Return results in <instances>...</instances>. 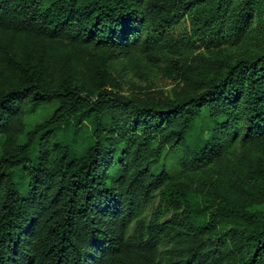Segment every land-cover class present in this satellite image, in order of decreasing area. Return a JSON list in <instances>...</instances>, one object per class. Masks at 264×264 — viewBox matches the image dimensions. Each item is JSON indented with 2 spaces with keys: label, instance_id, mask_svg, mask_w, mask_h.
I'll use <instances>...</instances> for the list:
<instances>
[{
  "label": "trees",
  "instance_id": "obj_1",
  "mask_svg": "<svg viewBox=\"0 0 264 264\" xmlns=\"http://www.w3.org/2000/svg\"><path fill=\"white\" fill-rule=\"evenodd\" d=\"M260 29L264 0H0V264H264Z\"/></svg>",
  "mask_w": 264,
  "mask_h": 264
},
{
  "label": "rangeland",
  "instance_id": "obj_2",
  "mask_svg": "<svg viewBox=\"0 0 264 264\" xmlns=\"http://www.w3.org/2000/svg\"><path fill=\"white\" fill-rule=\"evenodd\" d=\"M264 31L260 29V34H263ZM259 44V41H255L254 45L257 46ZM248 46H243V47H239V48H234L233 50L230 51V57L232 59L237 58V56H240L241 54H243L246 50H247ZM147 73L143 71L140 72H132L129 75V78H131L136 84L141 85V86H149V78L152 79V75H154L153 79H152V87H154V89H162V88H168V86L166 85V83L162 82L160 77L157 76V74H155V72H152V70L150 68L146 69ZM149 77V78H148ZM170 88V87H169ZM52 108H47L44 109L42 111H39L33 115H30L27 118V124L29 125H33L35 123H39L41 121H43V119H45L50 112H52Z\"/></svg>",
  "mask_w": 264,
  "mask_h": 264
}]
</instances>
